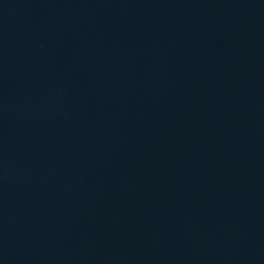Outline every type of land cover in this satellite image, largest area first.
<instances>
[{
	"label": "water",
	"instance_id": "obj_1",
	"mask_svg": "<svg viewBox=\"0 0 264 264\" xmlns=\"http://www.w3.org/2000/svg\"><path fill=\"white\" fill-rule=\"evenodd\" d=\"M0 264H264V0H0Z\"/></svg>",
	"mask_w": 264,
	"mask_h": 264
}]
</instances>
